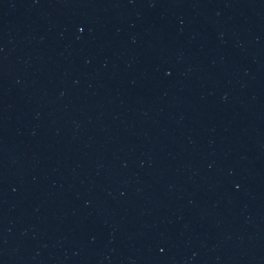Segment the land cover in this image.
Returning <instances> with one entry per match:
<instances>
[{"label":"water","instance_id":"1","mask_svg":"<svg viewBox=\"0 0 264 264\" xmlns=\"http://www.w3.org/2000/svg\"><path fill=\"white\" fill-rule=\"evenodd\" d=\"M264 78V0H0V121Z\"/></svg>","mask_w":264,"mask_h":264}]
</instances>
